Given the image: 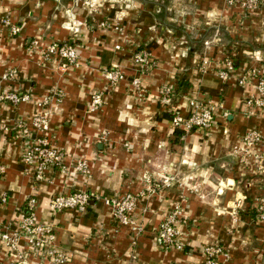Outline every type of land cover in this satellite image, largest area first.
Masks as SVG:
<instances>
[{"label":"crops","instance_id":"crops-1","mask_svg":"<svg viewBox=\"0 0 264 264\" xmlns=\"http://www.w3.org/2000/svg\"><path fill=\"white\" fill-rule=\"evenodd\" d=\"M84 1L0 0V13L21 28L16 35L0 28V90L31 95L18 104L0 101V230L18 228L36 198L37 215L55 226L66 258L57 264H202L208 243L228 252L224 264H264V219L257 209L264 199V147L253 149L263 156L256 167L242 165L250 152H234L244 148L242 136L250 130L264 138V109L252 113L244 105L254 87L224 82L210 68L227 58L264 74V6L242 13L225 0H94L88 16ZM70 19L81 24L80 36H69ZM105 20L113 23L102 27ZM54 36L78 48L77 64L44 54ZM138 49L151 52L156 66L140 71ZM115 68L126 79L109 86L104 72ZM9 71L13 78L5 79ZM137 76L139 90L131 83ZM173 83L170 106L160 90ZM99 89L104 102L90 111ZM193 98L215 104L214 124L184 133L172 111L188 116ZM43 100L51 142L64 157L37 181L25 172L22 155L40 133L32 120ZM82 159L87 173L74 169ZM80 190L92 195L86 212L51 208L53 196ZM126 192L138 196L133 219L140 232L113 219L109 201ZM176 206L184 214L175 223L181 249L164 246L157 233ZM11 254L0 240V264H38L18 263Z\"/></svg>","mask_w":264,"mask_h":264},{"label":"built area","instance_id":"built-area-1","mask_svg":"<svg viewBox=\"0 0 264 264\" xmlns=\"http://www.w3.org/2000/svg\"><path fill=\"white\" fill-rule=\"evenodd\" d=\"M229 9L237 8L242 13L251 12L255 9L264 6V0H225ZM109 25L102 22V26ZM80 25L77 21L68 23L70 31L78 34ZM0 28L7 30L11 35H16L21 31L19 25L12 22L8 14L0 13ZM116 29L121 30L119 25ZM35 42V41H34ZM208 44V42H207ZM121 44H117L116 48H120ZM44 54L46 56L57 57L60 60L66 61L67 64L73 65L78 63L79 51L78 48L69 42H50L44 45ZM257 59H261L257 57ZM221 67H210L217 73V76L224 82H229L236 79L239 86L250 88L254 87L253 94L245 97L244 105L249 108V112L256 113L260 109H264V74L260 69L248 71L244 68H238L233 60L225 59ZM134 61L139 66L140 71L145 72L150 68L156 66V60L151 52L138 49L134 54ZM64 63L62 66H66ZM15 71H9L4 78H13ZM104 78L109 86H116L126 79V75L120 69H109L104 72ZM132 85L139 90L142 87V79L137 76L133 78ZM176 85L170 84L162 86L160 90L161 101L165 104H170L172 101V94L175 93ZM60 91V90H59ZM62 95V94H61ZM104 90L91 94L88 108L90 111L99 109L104 100ZM30 94L19 95L12 89L0 90V101H10L18 104L23 101H29ZM46 99V98H45ZM48 103V100H43L38 103L42 108L33 116L32 124L39 135L35 136L32 141H28L22 159L25 165V172L32 174L37 181L46 179L47 172L52 166L60 165L63 160V153L58 150L51 142L52 133L50 132V117L49 111L43 109V104ZM170 106H172L170 104ZM191 110L188 116H183L173 110L174 125L181 129L184 133L192 132L196 129H209L212 128L215 120V104L210 100L204 102L199 99L190 100ZM247 110V109H246ZM29 133V128L26 124L23 125L22 135ZM102 138L106 139V135L102 134ZM242 143L244 148L235 147L234 152L239 153L241 150L250 152L256 160L257 158L263 161V156L255 154L253 149L256 146L264 147V138L260 132L250 130L242 136ZM236 149V150H235ZM260 162V163H261ZM74 169L79 173L89 172V164L85 159L78 160L74 165ZM66 167V166H65ZM63 167V168H65ZM69 168V167H68ZM5 172V167L0 165V176ZM149 179V178H147ZM169 178H164L162 183L169 184ZM159 186V184H156ZM92 195L86 190L71 192L67 194H58L51 198L50 206L54 210L74 209L80 212H86ZM113 208V219L117 226H129L134 231H142V226L137 224L133 219V213L138 204V196L131 192H126L122 196L109 201ZM37 199L32 198L29 201L30 213L23 217L21 225L16 229L6 228L0 230V240L12 252V256L18 263H27L29 259H34L38 264L62 263L65 261V256L62 249L56 242L57 233L53 224L47 223L37 215ZM259 217L264 219V199L259 202L257 207ZM183 210L176 206L174 211L167 216L159 225L157 230L159 240L164 246H173L181 249L182 242L179 240L181 231L176 226V221L182 217ZM24 239L25 245H20V240ZM204 261L202 264H224L223 258H228L229 254L224 247L218 243H208L204 249Z\"/></svg>","mask_w":264,"mask_h":264},{"label":"rangeland","instance_id":"rangeland-1","mask_svg":"<svg viewBox=\"0 0 264 264\" xmlns=\"http://www.w3.org/2000/svg\"><path fill=\"white\" fill-rule=\"evenodd\" d=\"M92 1H94V0H85L84 1V4H85V6H86V8H88V16H90L91 15V13H92V7L95 5V3L97 2V1H94V2H92ZM105 1V0H104ZM97 5H98V3H97ZM91 10V11H90ZM73 21H76V20H74V19H70V21H68L67 23H71V22H73ZM104 22H106V23H108V24H110L111 22H109V21H107V20H105ZM113 23V22H112ZM111 23V24H112ZM102 27H108V25L106 24L105 26H102ZM80 34H81V30L79 31V33H78V35L80 36ZM70 37H76V34H73V33H71L70 35H69ZM51 39H50V41L52 42H62V43H65V42H68V39H62V38H60V37H56V36H54V37H50ZM34 41H36V40H34ZM41 41H43V38L41 39ZM201 65V64H200ZM204 66V65H203ZM207 68V67H206ZM242 69V68H241ZM234 80H236L235 78H234ZM236 150V149H235ZM242 151V150H241ZM242 152H246V151H242ZM263 155V154H262ZM250 156H252V155H246V158H245V156L243 155V156H241V158H240V160H241V162H243L242 163V165H247V166H255L256 167V164H260V162H261V160L259 159V158H257L258 159V161L256 160V158L254 159V157H250ZM240 162V163H241ZM254 164V165H253ZM242 165H240V166H242ZM163 221V220H162Z\"/></svg>","mask_w":264,"mask_h":264},{"label":"trees","instance_id":"trees-1","mask_svg":"<svg viewBox=\"0 0 264 264\" xmlns=\"http://www.w3.org/2000/svg\"><path fill=\"white\" fill-rule=\"evenodd\" d=\"M174 94H175V93H174ZM174 94H172V96H173Z\"/></svg>","mask_w":264,"mask_h":264}]
</instances>
